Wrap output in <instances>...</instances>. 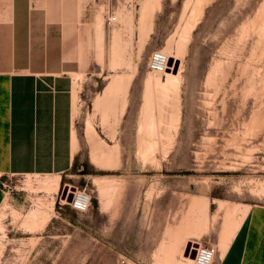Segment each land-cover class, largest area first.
I'll return each instance as SVG.
<instances>
[{
	"label": "rangeland",
	"instance_id": "obj_1",
	"mask_svg": "<svg viewBox=\"0 0 264 264\" xmlns=\"http://www.w3.org/2000/svg\"><path fill=\"white\" fill-rule=\"evenodd\" d=\"M94 7L97 55L75 75L74 167L58 189V174L3 179L0 264H165L173 245L182 262L184 239L215 247L219 264L226 229L228 246L251 209H264V0ZM156 50L173 55L180 83L154 86L147 104L148 77L165 78L149 67ZM145 114L161 133L148 135ZM68 187L91 194L87 211L66 202ZM38 211L50 218L32 230L27 216Z\"/></svg>",
	"mask_w": 264,
	"mask_h": 264
},
{
	"label": "crops",
	"instance_id": "obj_2",
	"mask_svg": "<svg viewBox=\"0 0 264 264\" xmlns=\"http://www.w3.org/2000/svg\"><path fill=\"white\" fill-rule=\"evenodd\" d=\"M96 1L0 0V183L38 172L61 184L73 169L75 75L80 59L97 55ZM263 216L251 209L219 264H264Z\"/></svg>",
	"mask_w": 264,
	"mask_h": 264
},
{
	"label": "bare ground",
	"instance_id": "obj_3",
	"mask_svg": "<svg viewBox=\"0 0 264 264\" xmlns=\"http://www.w3.org/2000/svg\"><path fill=\"white\" fill-rule=\"evenodd\" d=\"M115 17V16H114ZM116 19V18H115ZM182 46V45H181ZM179 47V46H178ZM180 48V47H179ZM183 48V47H182ZM183 50V49H182ZM184 54V53H183ZM167 55V67H166V70L164 71V73H165V78H161V77H153V75H150L149 77H148V79H147V87H148V91H147V93H146V95H147V104L149 103V101H150V103H152L151 102V100L153 99H151V97L152 96H154V95H152L151 96V93H152V88L154 87V86H160V87H162V89H167L168 87H170V86H173L174 88H177L178 86H179V77L177 76V74H175V73H173V71H175L174 70V66H172L171 65V58L173 57V55L172 54H166ZM175 56V55H174ZM178 56V55H177ZM176 56V57H177ZM181 57V56H180ZM103 59V58H102ZM173 88V89H174ZM154 89V88H153ZM157 89V88H156ZM155 90V89H154ZM164 91V90H163ZM174 91H176V90H174ZM151 96V97H150ZM178 97V96H177ZM177 97H175V98H177ZM151 99V100H150ZM154 100V99H153ZM152 100V101H153ZM155 102V101H154ZM153 102V103H154ZM145 103V102H144ZM175 105V104H174ZM173 105V106H174ZM148 106V105H147ZM146 106V108H148ZM153 106V105H152ZM156 106V105H155ZM162 106V105H161ZM145 108V107H144ZM161 108V107H160ZM175 108V107H174ZM177 108V107H176ZM175 108V109H176ZM179 108V107H178ZM158 109V108H157ZM163 109V108H162ZM180 109V108H179ZM178 112V111H177ZM146 113H148L147 112V110H146ZM174 113V112H173ZM178 114V113H177ZM146 115V120H145V125L143 126L144 128L143 129H145V131H146V129H147V131L146 132H150V134H148V135H150V136H153L154 135V133H155V135H157L158 133H161V132H159V129L158 128H156V129H158V130H154V128L155 127H153L154 126V123H153V121H152V123H153V125L151 124H149L150 123V121L148 122V123H146V121L147 120H149V119H147V115L148 114H145ZM150 115V114H149ZM148 115V116H149ZM157 120V119H156ZM160 121H161V119H159ZM157 122V121H156ZM162 122V121H161ZM160 123V122H159ZM158 124V123H157ZM161 124V123H160ZM173 126V125H172ZM157 127V126H156ZM91 129H93V127H90ZM160 128V127H159ZM151 130H154V131H151ZM72 131V130H71ZM157 131V132H156ZM154 132V133H153ZM152 133V134H151ZM143 134V133H142ZM170 134V133H169ZM76 134H75V131L73 130L72 131V137H73V139L76 137L75 136ZM146 139V138H145ZM146 140H148V139H146ZM172 142V141H171ZM144 143V142H143ZM149 144H153L154 142H148ZM170 144V143H169ZM147 146V145H146ZM95 149V148H94ZM95 151H96V149L95 150H93V153H94V155H96L97 153H95ZM166 152V151H165ZM97 156V155H96ZM96 156L94 157L95 159H96ZM57 176V177H56ZM55 176V178H54V180H55V186H54V189H58V186H59V179H60V175L58 174V175H56ZM53 179V178H52ZM53 186H51V187H49L48 186V190H50V188H52ZM199 200H202V199H199ZM199 200H197V198L195 199V201H194V203H192V204H194V207H195V205H196V203L199 201ZM197 201V202H196ZM206 202H204V205L207 207V200H205ZM200 203V202H199ZM206 203V204H205ZM201 204H202V201H201ZM201 204H197V206H201ZM202 207H204L203 205H202ZM192 208V207H191ZM199 208V207H198ZM194 209V208H193ZM197 210V209H196ZM196 210H194V211H196ZM198 210H200V212H201V209L199 208ZM197 210V211H198ZM204 210V212L199 216V218L198 219H200V221H198V223H200L201 224V227H203L202 225H204L205 224V221L207 220L206 218L208 217V215H206V214H208V212L205 210V207L202 209V211ZM207 210H208V207H207ZM193 211V212H194ZM206 211V212H205ZM198 214H199V211L197 212ZM196 213V214H197ZM206 213V214H205ZM50 218V214L47 212V211H38V212H36V213H32L31 215H29V216H27V224H28V226H29V228L30 229H34V228H36V227H38V226H41V225H43L45 222H47L48 221V219ZM201 218H202V220H203V222H202V220H201ZM197 219V220H198ZM205 219V220H204ZM197 220H195L194 222H193V224L194 223H196L197 222ZM198 223H196V224H198ZM195 224V225H196ZM200 224H198V227L197 226H192L191 228H193V227H195V229L197 228V230H199V228H200V230H202V228L200 227ZM230 226V225H229ZM193 230L191 229V232H192ZM196 231V230H195ZM199 232V231H198ZM229 231L227 232V229H226V232H225V236L222 238L223 239V244H222V252H221V255H223L224 254V252H225V250H226V248H227V243H228V241H229V239H230V237L231 236H229ZM233 233V232H232ZM176 239H177V236L175 237ZM182 239V238H181ZM190 243V240H185L184 239V245H183V248H182V251H184L185 250V247H186V245H187V248H190V249H192V250H195L198 246H196V245H193L192 244V247H191V245L189 244ZM194 243H197L196 241H194ZM199 244V243H198ZM173 247H174V245L169 249V250H171L170 252H169V250H168V252H167V256H166V260H167V262L165 263V264H195L196 263V257H194L193 258V256H184V261H182V262H178L177 260H175V258H174V249H173ZM187 255V254H186ZM223 258V257H222Z\"/></svg>",
	"mask_w": 264,
	"mask_h": 264
},
{
	"label": "built area",
	"instance_id": "obj_4",
	"mask_svg": "<svg viewBox=\"0 0 264 264\" xmlns=\"http://www.w3.org/2000/svg\"><path fill=\"white\" fill-rule=\"evenodd\" d=\"M112 19H109L108 23L111 24ZM149 67L156 72H164L167 67V55L165 52L161 50H156L152 53L150 60H149ZM72 188L68 187V192L72 193V200L67 201L68 204L76 209L77 211L80 212H85L90 208L91 205V194L86 190V189H79L75 187V190L70 191ZM79 204L80 207H76V205ZM198 247L195 249L196 250V260L198 255H200L201 252L204 250L212 251L214 252V256L212 259V264L215 261V256H216V249L213 246L210 245H203V244H198Z\"/></svg>",
	"mask_w": 264,
	"mask_h": 264
},
{
	"label": "clouds",
	"instance_id": "obj_5",
	"mask_svg": "<svg viewBox=\"0 0 264 264\" xmlns=\"http://www.w3.org/2000/svg\"><path fill=\"white\" fill-rule=\"evenodd\" d=\"M76 207H80V205L77 204ZM213 256L214 252L204 250L200 253V255H198L196 264H212Z\"/></svg>",
	"mask_w": 264,
	"mask_h": 264
},
{
	"label": "water",
	"instance_id": "obj_6",
	"mask_svg": "<svg viewBox=\"0 0 264 264\" xmlns=\"http://www.w3.org/2000/svg\"><path fill=\"white\" fill-rule=\"evenodd\" d=\"M171 62V61H170ZM72 193L68 192V188H65L63 191V197L66 198L68 201L72 200ZM185 254H191V256L195 257L196 255V250H192L190 248H186Z\"/></svg>",
	"mask_w": 264,
	"mask_h": 264
}]
</instances>
